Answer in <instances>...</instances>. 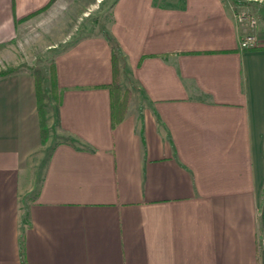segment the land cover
<instances>
[{
    "label": "crops",
    "instance_id": "crops-1",
    "mask_svg": "<svg viewBox=\"0 0 264 264\" xmlns=\"http://www.w3.org/2000/svg\"><path fill=\"white\" fill-rule=\"evenodd\" d=\"M236 2L114 0L55 55L45 141L34 75L0 76V264H264V47ZM50 4L0 0L5 66Z\"/></svg>",
    "mask_w": 264,
    "mask_h": 264
},
{
    "label": "rangeland",
    "instance_id": "rangeland-1",
    "mask_svg": "<svg viewBox=\"0 0 264 264\" xmlns=\"http://www.w3.org/2000/svg\"><path fill=\"white\" fill-rule=\"evenodd\" d=\"M244 1H237V8L252 13L258 21L256 30H264V0ZM113 2L114 0H53L49 7L27 19L22 24L25 28L19 29L20 62L5 66L0 57V70L11 67L14 71L29 70L34 75L35 69H39L43 88L46 90L44 107L47 113L50 106L54 107L55 104L54 94L50 90L49 73L56 53L77 37L104 32L110 21Z\"/></svg>",
    "mask_w": 264,
    "mask_h": 264
},
{
    "label": "trees",
    "instance_id": "trees-1",
    "mask_svg": "<svg viewBox=\"0 0 264 264\" xmlns=\"http://www.w3.org/2000/svg\"><path fill=\"white\" fill-rule=\"evenodd\" d=\"M53 0H51L52 2ZM240 1V0H236ZM244 1V0H243ZM246 2V1H244ZM106 37L108 38L109 42L111 43L112 52H113V69H114V79L112 82L108 84H104L107 86L111 91V99H112V123L115 125L119 122L125 115L126 108L129 102V95L127 91L122 90L119 82H118V56H117V44L114 39L107 33ZM264 47V45H258L255 48ZM6 69V68H5ZM18 72V70L14 71V68H7L6 70H0V76ZM35 77V86H36V94H37V104H38V114H39V123H40V131L43 141H45L48 133L47 127V113L44 107V92L46 91L43 88V80L39 69H35L34 71ZM49 79L51 83V94H54L55 98H58V91H57V78H56V68L54 63L50 68Z\"/></svg>",
    "mask_w": 264,
    "mask_h": 264
},
{
    "label": "built area",
    "instance_id": "built-area-1",
    "mask_svg": "<svg viewBox=\"0 0 264 264\" xmlns=\"http://www.w3.org/2000/svg\"><path fill=\"white\" fill-rule=\"evenodd\" d=\"M235 17L237 20L245 24L250 30L241 38V48H255L259 45L258 38L254 29L257 26V19L252 13L247 10L237 8L235 10Z\"/></svg>",
    "mask_w": 264,
    "mask_h": 264
}]
</instances>
